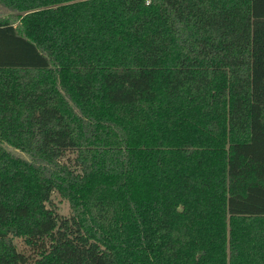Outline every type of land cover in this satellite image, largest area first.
<instances>
[{"label": "trees", "instance_id": "trees-1", "mask_svg": "<svg viewBox=\"0 0 264 264\" xmlns=\"http://www.w3.org/2000/svg\"><path fill=\"white\" fill-rule=\"evenodd\" d=\"M0 264H264V0H0Z\"/></svg>", "mask_w": 264, "mask_h": 264}, {"label": "rangeland", "instance_id": "rangeland-1", "mask_svg": "<svg viewBox=\"0 0 264 264\" xmlns=\"http://www.w3.org/2000/svg\"><path fill=\"white\" fill-rule=\"evenodd\" d=\"M75 158H76V153L73 151H68L66 152L64 161L67 162L70 166H75V161H74ZM52 203L58 216L62 218L69 217L70 207L67 201L61 199L59 195L53 194ZM14 243L16 245L18 252L26 254L28 257L31 258V260L37 257L38 255L37 251H35L30 247H26L23 241H21V238H15Z\"/></svg>", "mask_w": 264, "mask_h": 264}]
</instances>
